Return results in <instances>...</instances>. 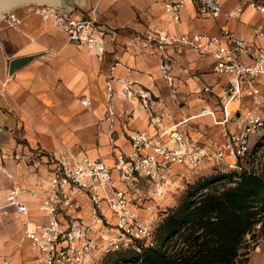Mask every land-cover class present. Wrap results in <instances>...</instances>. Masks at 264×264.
<instances>
[{
    "label": "crops",
    "instance_id": "crops-1",
    "mask_svg": "<svg viewBox=\"0 0 264 264\" xmlns=\"http://www.w3.org/2000/svg\"><path fill=\"white\" fill-rule=\"evenodd\" d=\"M166 1H33L15 9L10 26H0V222L5 220L8 207L13 208L24 232L23 223L38 220V199L25 197L31 208L28 214L19 213L6 202L15 184L28 188L46 184L47 162L54 155L112 162L115 150H130V135L135 130L148 129L164 138L169 132L188 133L184 121L202 112L179 115L171 102L172 91L198 93L205 85H212L220 108L217 94L228 77L213 71L212 59L192 50L175 53L177 62L167 71L168 78L162 70V55L152 45L146 46L140 36L155 23L172 25L174 31L218 32L226 26L240 37L260 43L253 26L264 25V15L247 8L237 20L226 15L214 20L200 16L188 0L182 21L177 23L168 13ZM243 1L226 0L225 9ZM47 5L74 17H94L116 36L108 39L104 52L78 45L52 17L45 16L42 10ZM192 68L209 70L204 75L208 84L202 77L190 75ZM153 94L165 95L171 107H165L162 96L153 100ZM83 97L92 104L84 105ZM188 104L203 103L195 99ZM204 105L216 117L217 106ZM233 106V102L228 105V113ZM19 157H30L34 162L30 167L13 165ZM82 213L88 216L89 211L86 208Z\"/></svg>",
    "mask_w": 264,
    "mask_h": 264
},
{
    "label": "built area",
    "instance_id": "built-area-1",
    "mask_svg": "<svg viewBox=\"0 0 264 264\" xmlns=\"http://www.w3.org/2000/svg\"><path fill=\"white\" fill-rule=\"evenodd\" d=\"M189 1L200 16L214 20L222 15L237 20L247 8L264 15V0H245L230 10L225 9L226 0ZM187 2L166 1L173 21H182ZM42 11L78 45L104 52L108 39L116 36L114 30L94 17H74L48 5ZM253 33L260 43L248 41L226 26L218 32L174 31L155 23L140 38L162 55V70L168 78L167 71L177 62L175 53L192 50L212 59L213 71L228 77L217 94L224 115L220 122L225 125L231 118L227 108L230 103L244 97L258 100L264 92V25L253 26ZM203 90L214 93L212 85H205ZM82 103L92 104L87 97L82 98ZM206 114L214 116L213 111L204 109L201 115ZM263 127L260 116L245 115L239 129L227 132L215 153L185 132H169L164 138L148 129L135 130L130 135V150H115L112 162L90 156L50 157L47 183L40 188L15 184L6 203L28 214L31 208L25 197L38 199L41 216L24 225L27 239L39 251L40 264H86L94 251L141 252L157 243L156 230L167 212L160 215L156 205L146 200L140 192L141 184L159 186L167 182L177 165L196 169L203 162L226 158L231 159L228 163L233 171L242 172L248 169L252 137ZM86 208L88 216L82 213Z\"/></svg>",
    "mask_w": 264,
    "mask_h": 264
},
{
    "label": "rangeland",
    "instance_id": "rangeland-1",
    "mask_svg": "<svg viewBox=\"0 0 264 264\" xmlns=\"http://www.w3.org/2000/svg\"><path fill=\"white\" fill-rule=\"evenodd\" d=\"M26 3L28 2H20L14 6L0 8V20L3 17L4 19H7L2 22L0 21V26L8 25L12 20H15L13 14L15 9ZM166 26L171 30L173 29L172 25L167 24ZM207 73H209V70L207 71L205 68H192V70H190V75L194 76V78L195 76L202 77L208 84L204 79V75ZM201 85V87L204 86L203 83ZM173 88H175L174 85ZM177 92L178 91H176V93L172 91L171 102L176 104L175 107L177 108L179 115L181 113L185 116L199 114L206 108L204 104H215L214 106H217L214 93L206 92L204 90L202 92L189 94H179ZM159 96H162L161 100L162 102L164 101L163 104H165V107L170 108L171 103L166 101L165 95H151L153 100L157 101L160 99ZM195 99L201 101L203 104L194 105L193 107L189 106L188 103ZM163 104L161 105L163 106ZM187 105L189 108H186ZM233 105L232 108H229L231 118L227 124L224 125L220 122V120H222L223 112L221 111V108H218L217 106L216 109L218 108V112L216 117L210 114L201 115L184 124L188 131L187 134L194 140H197L201 145L210 148L211 151L215 153L223 144L226 133L239 129L245 115L252 113L264 119V92L258 100L251 97H244L240 101L233 102ZM172 113L173 110L171 111V114ZM238 113L241 114V118ZM174 114L175 113H173V116ZM248 155H250L246 161V167L248 169L255 167L259 170L263 167L264 129L259 130L252 137L251 149ZM31 159L32 158L30 157H19L18 161L13 165L16 164L18 166L21 164L24 167H30V164L34 162V160ZM230 160L231 159L226 158L223 161L203 162L201 166L196 169H191L184 165L175 166L168 177L167 182L162 183L159 186L144 182L140 186V192L145 196L147 201L156 205L161 215L170 208L178 205L181 200L191 192L193 187H196L197 185H206L207 187L218 185L223 188L226 184H230V179L233 174V170L228 163ZM6 165L8 166V162ZM11 168H9V170ZM198 192H196V194ZM7 210L8 212L5 220L0 222V264H40L33 243L24 238V228L21 226L18 218L12 213L14 211L13 208L8 207ZM142 213L147 216L146 212ZM154 224L155 223L152 225ZM157 225L155 226L157 227ZM126 256L128 255L124 252L105 254L103 252L94 251L88 257L86 264H130V262L127 261L128 258ZM237 264H264V232L261 230V224L257 225L253 233H250L243 242L237 257Z\"/></svg>",
    "mask_w": 264,
    "mask_h": 264
},
{
    "label": "trees",
    "instance_id": "trees-1",
    "mask_svg": "<svg viewBox=\"0 0 264 264\" xmlns=\"http://www.w3.org/2000/svg\"><path fill=\"white\" fill-rule=\"evenodd\" d=\"M230 180L223 188L193 187L166 212L156 230L157 243L141 252L124 251L127 261L237 264L247 236L259 224L264 232V165L259 170L252 167L239 173L233 171Z\"/></svg>",
    "mask_w": 264,
    "mask_h": 264
},
{
    "label": "water",
    "instance_id": "water-1",
    "mask_svg": "<svg viewBox=\"0 0 264 264\" xmlns=\"http://www.w3.org/2000/svg\"><path fill=\"white\" fill-rule=\"evenodd\" d=\"M33 1H42V0H0V8L14 6L20 2H33Z\"/></svg>",
    "mask_w": 264,
    "mask_h": 264
}]
</instances>
